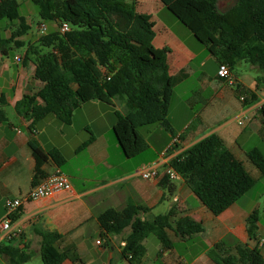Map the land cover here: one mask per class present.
<instances>
[{
  "label": "crops",
  "instance_id": "crops-1",
  "mask_svg": "<svg viewBox=\"0 0 264 264\" xmlns=\"http://www.w3.org/2000/svg\"><path fill=\"white\" fill-rule=\"evenodd\" d=\"M125 1L134 3L138 11L152 15L145 5L146 0ZM233 1L228 0L226 8ZM218 5L222 9L220 0ZM152 19L154 45L170 50L168 68L173 79L167 116L170 127L161 123L141 126L138 130L149 146L133 157L124 154L113 131L116 109L126 111L119 97L112 98L111 103L103 102L106 104L90 100L94 108L115 107L114 112L113 108H108L104 113L110 116L103 127L91 126L89 121L96 117L88 111L85 113L89 120L87 118L80 132H73L72 125L64 124L53 115L30 126L31 119L15 110L17 100L26 94H35L43 85L34 77V64L23 63L29 41L23 36L16 38L23 42L24 53L13 52L14 42L5 47L7 54L0 50V94L4 93L7 101L4 108L7 119L0 121V217L6 214V198L26 194L41 180V177L34 178L36 161L30 140L47 152L57 148L63 156L61 163L48 157L42 166L44 176L59 168L71 181L70 189L41 199L24 200L12 215V234L0 236V244L25 250L30 255L28 261H36L32 264H37L41 258L42 233L47 230L59 232L61 237L56 245L61 250L68 249L70 257L62 264H74V261L77 264H218L208 254L216 243H221L223 252L232 254L237 253L239 246H258L264 256V205L259 192L249 190L223 212L214 214L184 178L163 184V174L155 178H144L140 174L141 166L159 158L175 135L179 139L170 150V157L207 135L216 134L223 146L243 161L257 184L264 182V174L248 156L253 148L264 152V79L257 80L263 75L261 70L250 62L240 72L232 69L235 84L231 85L218 74L217 59L192 32L193 37L183 29L165 24L157 30L153 15ZM11 34L2 35L10 37ZM208 64L215 67L213 74L206 68ZM240 94L250 96L242 101ZM37 103L42 100L38 98ZM91 135L95 139L81 149ZM128 204L146 207L141 213L143 219L173 210V225L181 217L190 216L202 224L203 230L181 236L167 228L171 247L164 246L155 234H150L142 241L144 254L132 262L121 254L130 227L121 233L102 236L98 221L99 214L106 209H121ZM254 210H258L259 217L256 239L250 238L247 232V218ZM0 264H10L8 255L0 254Z\"/></svg>",
  "mask_w": 264,
  "mask_h": 264
},
{
  "label": "trees",
  "instance_id": "trees-1",
  "mask_svg": "<svg viewBox=\"0 0 264 264\" xmlns=\"http://www.w3.org/2000/svg\"><path fill=\"white\" fill-rule=\"evenodd\" d=\"M39 7L42 19L51 20L59 28L41 34L38 41L29 43L23 63L34 64V77L43 85L32 95L26 94L15 103L18 114L31 119L30 126L53 115L65 124H71L74 111L83 103L96 99L111 103L119 97L126 106L122 113L116 110L113 131L128 157L145 151L149 144L139 127L161 123L170 127L168 111L173 93V79L168 68V47H157L152 15L140 12L134 3L125 0H32ZM164 6L203 43L219 65L226 63L230 70L246 60L261 70L264 79V0H234L222 10L219 0H160ZM72 2L81 5L75 11ZM18 0H0V22L17 20L19 28L10 37L0 29V50L10 42L24 45L18 36L25 34L30 25L20 14ZM70 24L62 32L61 25ZM40 98L42 103H37ZM247 100V99H246ZM4 93L0 94V121L7 119ZM95 139L91 135L81 145L87 147ZM29 145L36 164L34 178H44L43 164L48 157L58 163L63 158L57 148L44 151L35 141ZM249 158L264 174V152L253 148ZM170 165L181 175L192 191L214 214H220L257 183L242 160L223 146L216 134L195 142L173 156ZM169 178L162 180L168 184ZM172 191V187H169ZM147 208L128 204L121 209L108 208L98 216L102 236L121 233L125 236L121 254L134 262L145 252L143 239L155 234L164 246L171 247L167 228L178 235H193L203 230L200 222L183 216L171 223L173 210L151 218H141ZM258 210L247 218L250 238H257ZM41 258L45 264H62L70 257L68 249L56 245L61 234L57 231L42 233ZM0 254L9 257L10 264H23L30 255L11 244H0ZM218 264H264L258 246H239L237 253H226L221 243L208 250ZM74 264H77L74 261Z\"/></svg>",
  "mask_w": 264,
  "mask_h": 264
},
{
  "label": "rangeland",
  "instance_id": "rangeland-1",
  "mask_svg": "<svg viewBox=\"0 0 264 264\" xmlns=\"http://www.w3.org/2000/svg\"><path fill=\"white\" fill-rule=\"evenodd\" d=\"M146 1L147 2L145 3V5L148 6L147 9L152 13V15L157 21V30H159L161 26L165 24V25H170L171 28L174 29L177 28L183 29L189 34H191V36L193 37V34L191 33L190 29H188L185 25H183V23L179 21L159 0H146ZM18 2H20V6H19L20 14L25 16L26 21L30 25L28 31L22 35L23 37H25V39H28L29 43L35 44L38 41L39 37L41 36L40 33H38L40 23H45L47 25L48 27L47 32L59 28L57 23L51 20H45L41 18L39 14V7L32 0H18ZM220 5L222 9L226 8L228 6V0H220ZM72 7L75 11L78 12L82 11L81 5L77 3L72 2ZM140 9L142 8L140 7ZM18 28H19V24L17 20H13L12 22H6V20L3 19L0 22V29L2 34L4 33L9 34L10 32H15ZM13 52L24 53V49L21 48L20 46L19 47L14 46ZM246 64H250V63L246 60H242V63H238L234 66L235 71L240 72L241 70H245ZM206 68L212 74L215 72V67L212 64H208ZM100 104H106V103L100 101ZM101 106H102L101 108H94L92 107V105H90V101H87L83 103L79 108H77L74 111L73 122L70 124L73 126V130H74L73 132H80L81 128H83L85 124L88 122L89 118L87 116V113L93 114V116L96 117L94 120H92V122L89 121V123L93 128L95 127L97 128V126L103 127L104 125L108 124L110 114L107 115L104 113L107 112L108 108L110 110L113 108L112 112H114L115 107L111 108L105 105H101ZM98 114H100L101 116L99 115L97 117ZM139 129L141 130V127ZM250 190H255L254 192L260 193V201L262 205H264V182L258 184L256 183L254 187L251 188ZM151 236H155V235L151 234ZM34 262L36 261L35 260L32 261V263ZM32 263L30 261H27L24 264H32ZM37 264H44V262L42 261L41 258H39L37 260Z\"/></svg>",
  "mask_w": 264,
  "mask_h": 264
},
{
  "label": "built area",
  "instance_id": "built-area-1",
  "mask_svg": "<svg viewBox=\"0 0 264 264\" xmlns=\"http://www.w3.org/2000/svg\"><path fill=\"white\" fill-rule=\"evenodd\" d=\"M69 29L70 24L67 22H64L60 27V30L62 32L68 31ZM47 30L48 27L45 23L39 24L38 33H40V35L47 33ZM16 58L18 59V57ZM218 74L223 78H227L229 84H235V79L232 76L231 70L226 63H222L219 65ZM249 96L250 95L248 94H240V99L244 101ZM178 139L179 136L175 135L173 137L171 145L161 153V156L159 158L141 166L139 171L144 178H155L160 174L167 176L171 181L181 178V175L169 163L172 158L170 157V150L174 148L175 144L178 142ZM70 188L71 181L69 177L59 168H57L52 173L42 178L40 181L34 183L26 194L13 198H6V214L0 217V236L3 235L10 237V235L12 234V215L18 211L24 200H36L49 197L61 190ZM100 242L101 240L98 239L97 243Z\"/></svg>",
  "mask_w": 264,
  "mask_h": 264
}]
</instances>
